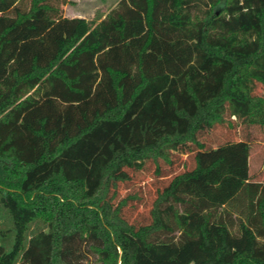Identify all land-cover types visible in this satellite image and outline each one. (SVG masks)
I'll return each instance as SVG.
<instances>
[{
	"label": "trees",
	"instance_id": "obj_1",
	"mask_svg": "<svg viewBox=\"0 0 264 264\" xmlns=\"http://www.w3.org/2000/svg\"><path fill=\"white\" fill-rule=\"evenodd\" d=\"M65 3L0 0V264H264L250 140L198 139L264 126V0ZM173 152L193 166L131 221L119 184Z\"/></svg>",
	"mask_w": 264,
	"mask_h": 264
},
{
	"label": "rangeland",
	"instance_id": "obj_2",
	"mask_svg": "<svg viewBox=\"0 0 264 264\" xmlns=\"http://www.w3.org/2000/svg\"><path fill=\"white\" fill-rule=\"evenodd\" d=\"M66 6V13H80L88 19L100 18L107 12L109 7L115 2H89L88 0H75ZM255 95H263L264 88L256 84L253 89ZM226 123L215 126L211 130L205 131L198 136L200 142L204 143L207 149L215 148L225 142L239 141L241 139L250 140L251 154L249 159L250 173L255 180L264 179V126H249L241 120L226 117ZM192 154H182L180 152L171 153L172 163L170 165L159 162V169L162 177H156L155 165L146 162L139 171L128 170L131 179L128 182L119 184V197L127 194H135L138 200L129 202V207L125 215L135 223L149 222V209L155 197L157 186H163L171 177L179 174L193 166ZM85 264H93L90 256Z\"/></svg>",
	"mask_w": 264,
	"mask_h": 264
},
{
	"label": "crops",
	"instance_id": "obj_3",
	"mask_svg": "<svg viewBox=\"0 0 264 264\" xmlns=\"http://www.w3.org/2000/svg\"><path fill=\"white\" fill-rule=\"evenodd\" d=\"M75 0H66V3L64 5L61 6L62 10H63V16L66 17V18H84L85 20H88V21H92V22H99L101 21L102 19L105 18L106 14L109 12V10H111L112 8H114L117 4V2H119L120 0H88L89 2H115L112 7H109L107 12H105L104 14H102V16H100V18H91V19H88L86 18L84 15H81L80 13H73L72 15H68L66 13V6L69 5L70 3L69 2H74Z\"/></svg>",
	"mask_w": 264,
	"mask_h": 264
}]
</instances>
